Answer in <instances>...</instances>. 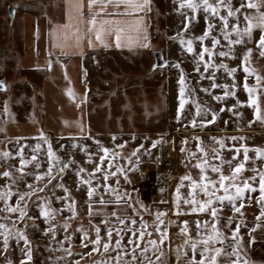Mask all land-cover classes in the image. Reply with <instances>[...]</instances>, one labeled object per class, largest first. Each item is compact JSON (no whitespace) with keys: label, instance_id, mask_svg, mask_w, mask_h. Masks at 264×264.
I'll use <instances>...</instances> for the list:
<instances>
[{"label":"rangeland","instance_id":"rangeland-1","mask_svg":"<svg viewBox=\"0 0 264 264\" xmlns=\"http://www.w3.org/2000/svg\"><path fill=\"white\" fill-rule=\"evenodd\" d=\"M209 2L214 3V0ZM253 2L259 3V0ZM247 3L248 0H231L233 9L239 8L241 4L245 5L237 13L241 29L246 26L245 15L253 17L254 22L258 16L257 10L248 8ZM23 4L27 2L0 0V23L5 22L6 29L0 30V82L5 86L4 90H0V153L7 151L11 154L9 158L0 157V192L9 189L13 192L7 200L0 199V224L6 226L5 229H0V264H7V261H11L12 264H21V261H24V264H116L115 257L118 253L120 264H148L149 261L156 264L157 257L160 258V264H199L204 247L202 241L209 236H215L216 233L220 234V240H211L209 248L223 247L224 252L231 253L236 247L232 233L237 226H239L237 238L240 240L239 264H245V261L247 264H264V216H261V212L264 211V195L260 192L259 175L260 172H264V156H259L255 151V149L264 150V119L256 118V109L248 104L249 95L243 87L247 77L248 86L255 88L253 96L257 99L261 117H264V55H261L264 49L258 47L257 43L262 34L261 29L254 27L250 38L244 35L243 43L229 46L219 31L222 26L219 18L212 17L211 23L214 28L209 37L201 42L194 37L202 35L206 29L203 8L196 12L187 8L182 11L179 9L180 0L178 11L171 15L174 21L172 27L177 30L166 29L171 25L168 24L170 20L166 17L156 20L157 26H162V30H159L161 40L158 41V46H161L160 51L164 59L170 61L176 58L181 62L179 70H176L180 73L182 71L185 78V105L183 109H179L180 85L176 77L178 73L168 84L170 71L155 70L156 76L162 74L164 77L160 86L163 90V114H158V107L156 115L154 114V110L150 107V100L153 101L154 98H148L146 111L149 114L145 117L142 114L140 120L147 122V132H161L154 138L155 141H160L156 146L163 142L171 143L179 171L172 183L159 196L152 197L141 193L143 184L138 166L134 168V165H131L125 168L121 162L115 161L109 168V163L106 162L96 164L89 160L76 161L75 153L77 151L78 154L79 148L73 143L68 145L65 141L67 137L63 135L65 131L62 127L65 120L61 121L55 105L52 106L53 112L48 107L50 101L46 89V84L49 82L48 75L42 68L26 66L25 56L16 49L17 45L10 42L12 32L16 30L10 29L7 8L16 9ZM259 12H264V5H261ZM182 13L194 18L187 30L184 29L186 21ZM220 14L226 15L227 10L221 9ZM234 24L236 18L229 17V29ZM212 37H216L220 43L213 49L215 54L210 62L224 63L228 68H235L236 71L232 76H229L224 68L209 67L205 72L204 62L197 63L200 61L199 52L202 47L212 49ZM181 38L185 42L192 39V53L187 51L186 43L181 45ZM230 38L237 39V36L232 33ZM249 49L251 53L248 61L245 62L244 56ZM220 51H228L230 55L220 57L218 55ZM204 60L209 61L207 54ZM197 67L199 71L196 70ZM245 67L254 72L245 73ZM201 74L204 78H201ZM212 75L215 76V83L227 84L235 95L224 97L221 101L214 100L213 96L223 95L224 89L211 88L213 81L207 77ZM256 75L261 77L259 83ZM172 86L174 90L171 94V103L169 102L168 105L170 96L168 90ZM202 88H208L209 92L201 91ZM237 101L240 103L237 104ZM197 104L201 106L199 116L196 115ZM234 104L237 106L233 111H227ZM5 107L7 111L4 110ZM222 107L226 109L223 112L220 111ZM168 110L171 114L167 113ZM212 112L217 115L215 122L206 123L212 119ZM194 117L195 125L191 122ZM213 137L217 139L214 140ZM231 137L237 139L232 140ZM241 137L243 139H240ZM218 140L223 141V147L217 142ZM49 143L55 156L59 157L58 161L55 158L51 161L52 176L55 178L51 183H47L48 177L36 181V174L47 172ZM91 148L92 146L88 149ZM181 148L185 151L182 152ZM245 148L248 150L247 161L244 160ZM21 152L23 158L28 161L23 173L19 171ZM33 156L36 157L35 160L32 159ZM153 158V155H149L147 159ZM72 161L74 163H71ZM143 162L145 160L140 162L141 165ZM37 163L40 165L39 168L36 167ZM64 163H68L69 166L61 172L60 168ZM240 163L244 164V168L234 174V169ZM197 164L203 167L205 177L203 180L201 167H197ZM97 165H100L101 172H94V178L91 180L93 195L89 197V185L82 183V180L89 179V173L93 172L91 166L96 168ZM80 167L86 171L77 176L76 172ZM212 167L219 168L220 172H213ZM6 170L11 173V177L2 175ZM221 173L229 177L224 181V185L228 187V195L235 194L233 184L240 187H243L245 182L249 184V189H245L241 198L234 201L240 211H235L233 203L227 199L223 201L217 199L225 195L224 189L220 187ZM105 174L107 180L104 179ZM183 176H189L191 179L181 182ZM209 181L215 182L214 187L208 185L213 203L202 212L199 210L193 212V207L198 208L200 203L209 199V195L202 190V186ZM193 182L196 183L195 188L192 187ZM27 184H32L33 189L44 187L45 184L47 187L43 192L34 191L21 202L20 207L26 213L21 219L19 211L8 212L6 207L17 206L16 193L29 191ZM58 184H63L68 191L65 192L63 188L57 187ZM106 185L109 187L106 188ZM178 185L181 186L177 201ZM189 193L193 194L197 204L184 203L186 199H193ZM118 195L121 197L119 201L116 199ZM70 204L73 210L69 209ZM177 204H179L178 209ZM241 204H243L242 208ZM40 205H44L52 212L50 219L41 216ZM213 208L216 209L215 218L212 216ZM158 212L165 214L162 217L163 224L156 219ZM117 217L119 220H124V223L121 224ZM133 220L135 224L132 223ZM184 221H187V231L181 232L185 227ZM197 221L200 222L199 228ZM96 227L100 229L99 245L92 243L96 240ZM157 228L161 231H157ZM108 229H113L111 240L107 235ZM18 230L24 233L28 243L17 240ZM116 230H119V235ZM141 231L145 233L143 238H140ZM162 231L166 232V237L161 243ZM5 232L9 235L7 251L3 249ZM117 239L121 240L119 249L116 246ZM129 239L134 240L138 245L135 248L136 259H133V245L128 244ZM150 240L157 242L155 248L148 243ZM106 242L109 244L107 251L104 248ZM193 242L196 243L195 251L192 249ZM94 247L98 250H93ZM145 247H148L147 259L141 252ZM178 248L179 259H177ZM29 249L32 256L30 261L26 257ZM211 254L214 253H204L203 258L207 259ZM231 259L236 260V256H232ZM217 264H229V257L227 255L217 257Z\"/></svg>","mask_w":264,"mask_h":264},{"label":"crops","instance_id":"crops-1","mask_svg":"<svg viewBox=\"0 0 264 264\" xmlns=\"http://www.w3.org/2000/svg\"><path fill=\"white\" fill-rule=\"evenodd\" d=\"M13 1L27 4L14 9L11 30L16 31L10 42L25 56L26 66L42 68L48 75V107L52 111L55 105L61 121L65 120V141L79 148L76 161L86 162L91 154V162L99 164L102 147L110 150L106 163L119 161L125 168H135L150 161L148 156H155L154 138L161 132H147V122L140 118L149 114L148 98H154L150 100L154 114L157 107L163 114L164 77L152 72L154 54L161 52L162 26L156 20L166 17L171 24L166 29L177 30L171 15L178 11L179 0H149L143 9L129 6L126 0H95L92 7L89 0ZM131 3L144 4V0ZM4 23L0 30H6ZM170 61L177 66L160 68L170 71L168 84L177 73V79L181 76L177 71L181 62ZM173 90L174 86L168 90V105Z\"/></svg>","mask_w":264,"mask_h":264},{"label":"snow or ice","instance_id":"snow-or-ice-1","mask_svg":"<svg viewBox=\"0 0 264 264\" xmlns=\"http://www.w3.org/2000/svg\"><path fill=\"white\" fill-rule=\"evenodd\" d=\"M126 2L129 4V6H131L133 8L143 9L145 4H147L149 2V0H144V4H133V3H131V0H126ZM94 3H95V0H89V7H92V5ZM261 5H264V0H259V3L253 2V0H248V3H247L246 6L248 8H251V9H256L257 13H258V16L255 18V22H254V18L253 17H251L249 15H245L244 16V20L246 21V26L243 29H241L239 27L240 20H239V17L237 16V13L240 12L241 8L245 7L244 4H241L239 8L233 9V6L231 4V0H214V3H210L209 0H199V2H196V0H180L179 9H184L186 7L187 9H190L192 12H196L201 7L203 8V11L205 13L206 29H205V31L203 32L202 35L194 37V39H197V40H199L201 42L204 41L205 39H207L209 37L210 32L214 28L213 23H211V18L212 17H218L220 22H221V25H222L220 27L219 31H220V33H222L224 40H226L228 42L229 46L243 43L242 37L244 35H248L249 38H250L253 28L254 27H259L261 29L262 34H261V36L259 38V41L257 43H258V47H260L261 49H264V12H259V9H260ZM221 9H226L227 10V14L226 15H221L220 14ZM182 14L185 16V21H186V23H184V29L187 30L188 27H189V24L192 23V20L194 18L192 16H188L186 13H182ZM229 17H235L236 18V24L232 25L231 29H229ZM91 23L95 24L96 23L95 19H93L91 21ZM232 33L236 34L237 39H231L230 38ZM97 38L99 39V35L97 36ZM116 39H117V46H119V40H120L119 35H117ZM180 43H181V45H184L186 43L187 44V51L189 53L193 52L192 39H189V40H187V42H185V40L183 38H181L180 39ZM219 43H220V41L216 37H212V49H209L206 46L202 47L201 51L199 52L200 61H198L197 63L199 64V62H201V61L204 62V70H205V72L208 71L209 67H215V68H218V69L219 68H224L227 71L228 75L232 76L233 73L236 71L235 68H228V65L224 64V63L214 64V63L210 62L211 61V57L215 54L213 49H215V47ZM144 46H147V45H144ZM250 53H251V49H249L247 51V53L245 54V56H244V61L245 62L248 61ZM205 54H207L209 56V61H205L204 60ZM218 55L220 57H228L230 55V52H228V51H220L218 53ZM261 55H264V51L261 52ZM165 63H167V62H165ZM160 66H162V65H154L153 67L155 68V67H160ZM49 67H51L50 63H49ZM196 70L199 71V67H197ZM244 72L245 73H250V72H254V70H250L248 67H245L244 68ZM201 78H204L203 74H201ZM207 78L213 81L211 83V88L212 89H216V88H223L224 89L223 95H214L213 96L214 100L221 101V100L224 99V97L234 96L235 95V92L230 90L229 86L227 84L219 85V84L215 83L214 82L215 81V76L214 75L209 76ZM256 80H257V83H259V81L261 80V77L259 75H256ZM178 83L180 85V88H179V93H180L179 109H183L184 105H185V99H184V96H185V78H184V75H183L182 71H181V76H180V79H179ZM3 87H4V85L2 84V82H0V88H3ZM232 87L234 88L235 85H233ZM243 87L248 92V95H249L248 104L253 106V107H255V109H256V113H255L256 118L257 119H264V117H261V115H260V109H259V106L257 104V99L253 96V93L255 92V88H252V87L248 86L247 77H245V83H244ZM201 91H203L205 93H208L209 89L208 88H202ZM68 95L69 96L73 95L71 89L68 90ZM239 103L240 102L237 101V104H239ZM236 106L237 105L234 104L231 108H228L227 111L232 112L233 109ZM179 109H178V112H177V120L178 121L180 119V111H179ZM4 110L7 111V108L5 107ZM225 110L226 109L223 108V107L220 109V111H222V112L225 111ZM200 114H201V106L199 104H197L196 115L199 116ZM236 114L239 115V113H236ZM211 115H212V119L210 121H207L206 123L215 122V120L217 118L216 113L212 112ZM191 122H192L193 125L196 124L195 117L192 119ZM202 126H203V123H202ZM41 136L43 137V133H41ZM213 139L216 140L217 138L213 137ZM231 139L235 140L237 138L236 137H231ZM240 139H243V137H241ZM159 142L160 141H153L152 146L155 147L156 144L159 143ZM217 142L220 144L221 147L224 146L222 140H218ZM119 147H123V145H120ZM141 147H142V145H141ZM37 148H39V145H37ZM201 150L203 151V149H201ZM101 151L104 153V155L100 156V164H103L104 161H105V158L108 156L110 150L107 147H102ZM136 151L138 152L139 149H137ZM181 151L183 152V151H185V149L181 148ZM213 151H215V149H213ZM247 151H248L247 148H245V155H244V160L245 161L248 160ZM255 151L258 153L259 156H264V150L255 149ZM10 155L11 154L9 152H7V151H5L3 153H0V157H3V158H9ZM133 155L135 156L136 152H133ZM193 155H195V154H193ZM47 156L49 158V166H48L47 172L43 173V174H36L35 175L36 181H40V180L44 179V177H48L47 183H51V180L55 178V177L52 176L53 165H52L51 161L54 158L58 161L59 157L55 156V153L53 152L50 143L48 145ZM32 159L35 160L36 157L33 156ZM137 160H139V157H137ZM89 162H91V154H89ZM27 163H28V161H26L23 158V155H22V152H21V159H20L21 167L19 169V171L21 173H23L24 166ZM71 163H74V161H72ZM68 166H69L68 163H64L62 165V167L60 168V171L63 172L64 169H66ZM111 166H112L111 163H109V168H111ZM196 166L197 167H201V172H202L201 179L202 180L205 179V177L203 176V167H202V165L201 164H197ZM36 167L37 168L40 167L39 163L36 164ZM243 168H244V164L243 163L238 164L236 166V168L234 169V174L235 173H239ZM100 170H101L100 165H97L96 168L93 170V172L89 173V179L82 180V183H85V184L89 185V188H88V196L89 197H91L93 195V188L91 187V180H92V178H94V172H97V171H100ZM211 170L213 172H220V169L216 168V167H212ZM84 171H86V169H84L83 167L78 168V170L76 172L77 176H79L80 173H82ZM120 171H123V169H120ZM112 174L114 175L115 173H112ZM2 175L4 177H11V173L9 171H7V170L4 171L2 173ZM259 175H260V192L262 193V195H264V172H260ZM125 178L127 179V177H125ZM104 179L107 180V174H105ZM190 179H191V177H189V176H183V177H181V182H183L184 180H190ZM227 179H229V177H225L221 173V175H220V187L224 189L225 195L224 196H219V197H217V199L220 200V201H223V200L227 199L229 202L233 203V208H234L235 211H240V208H237L235 206L234 201L236 199L241 198V195H242V193H243V191L245 189H249V184L247 182H245L243 184V187H240V186H237V185L233 184L232 187L235 188V194L234 195H228L227 194L228 193V187H226L224 185V181L227 180ZM13 182H15V181H13ZM209 184H211L213 187L215 186V182H213V181H209L208 184H204L202 186V190L205 192L206 195H209V199L204 201V202H202V203H200L198 208L193 207L192 208L193 212H196L198 210L202 212V211L205 210V208L208 205H211L213 203V200L211 198V193L209 192V187H208ZM180 186L181 185L177 186V201L179 200V188H180ZM45 187H47V184H45L44 187H37L36 189H33V185L32 184H27V188L29 189V191H27V192H17L16 193V195L18 196L17 206L13 207L11 205H8L6 207V211H8V212H17V211H19V218L22 219L26 215V213H25L24 209L20 207L21 202H23L25 200V198L30 196L34 191L43 192ZM57 187L63 188L65 192L68 191L67 188L63 184H58ZM105 187L107 188L109 186L106 185ZM192 187L193 188L196 187V183L195 182L192 183ZM251 190L255 191V189H251ZM113 191H115V190H113ZM12 195H13V192L10 189L6 190V191H2V192H0V199L7 200ZM189 195L193 196L192 193H189ZM57 199H62V198L61 197H57ZM116 199H117V201H119L121 199V197L118 195L116 197ZM101 202L103 203V199L102 198H101ZM184 203L185 204H193V205H195V204H197V201H196V199L193 196V199H191V200H187L186 199V200H184ZM25 207H26V205H25ZM39 207L41 209V212H40L41 216H43L46 219H50L51 215H52V212H50L44 205H40ZM68 207H69L70 210H73V206L71 204L68 205ZM240 207L242 208L243 204H241ZM178 208H179V204H177V209ZM52 211L54 212L55 210H52ZM177 214H179V212H177ZM113 215H116V214L113 213ZM164 215H165L164 213H160V212H158L156 214V219H157V221L160 224H163L162 217ZM212 216L214 218L216 217V209L215 208L212 209ZM261 216H264V211L261 212ZM117 219L119 220V217H117ZM258 219H259V217H258ZM119 222L121 224H123L124 220H119ZM230 222H231V220H229V223ZM132 223L135 224V221L133 220ZM205 224H207V222H205ZM184 225H185V227L181 229V232L187 231V221H184ZM199 226H200V222L197 221V227L199 228ZM258 226L259 225H257V227ZM66 227H67V225H65V228ZM5 228H6V226L4 224H0V229H5ZM81 231H83V229H81ZM95 231H96V240L92 241V243L94 245H99V243H100V235H99L100 229H99V227H96ZM116 231H117V235H119V230H116ZM157 231H161V230L159 228H157ZM238 231H239V226H237V229L234 230L233 233H232L233 240L236 241V247H234L232 249L231 253L224 252L223 247L209 248L208 245H209V242L211 240H213V239L220 240V234L219 233H216L215 236H209L208 239L203 240L202 243H203L204 247H203V252L201 253L202 259L199 261V264H217V257H219L221 255H227L229 257V264H239L240 240L237 238L238 237ZM112 232H113V229H108V231H107V235H108L109 240H111ZM144 235H145V233L143 231H141L140 232V238H143ZM85 236H86V233H85ZM133 236H135V232H133ZM165 237H166V232L162 231L161 232V243L163 241V238H165ZM225 239H227V238L225 237ZM17 240L18 241L19 240H24L25 243H28L27 237L24 235V233L22 231H19V230L17 232ZM148 243L153 248H155L156 244H157V242L154 241V240H150ZM128 244L133 245V259H136V257H135V248L138 247V245L132 239L128 240ZM221 244H223L222 240H221ZM120 245H121V240L117 239L116 240L117 249L120 248ZM8 247H9V235H8L7 232H5L4 233V239H3V249H4V251H7ZM104 248H105V251L108 250L109 244L107 242L104 244ZM192 249H193V251H195V249H196V243L195 242L192 243ZM93 250H98V249L94 247ZM141 252L145 256V259H147L146 254L148 252V247L143 248L141 250ZM204 253H214V254L209 255V257L207 259H205V258H203ZM161 256H163V252H161ZM232 256H236V260H232L231 259ZM26 257H27V260H29V261L32 259L31 250L30 249L26 253ZM177 259H179V248L177 249ZM115 261H116V264H120V254L119 253L115 257ZM7 264H12V262L11 261H7ZM21 264H24V261H21ZM148 264H152V261H149ZM156 264H160V258L159 257H157ZM245 264H247L246 261H245Z\"/></svg>","mask_w":264,"mask_h":264},{"label":"built area","instance_id":"built-area-1","mask_svg":"<svg viewBox=\"0 0 264 264\" xmlns=\"http://www.w3.org/2000/svg\"><path fill=\"white\" fill-rule=\"evenodd\" d=\"M143 187L141 193L156 197L168 187L178 174L179 165L170 142L156 146L152 160L139 166Z\"/></svg>","mask_w":264,"mask_h":264},{"label":"water","instance_id":"water-1","mask_svg":"<svg viewBox=\"0 0 264 264\" xmlns=\"http://www.w3.org/2000/svg\"><path fill=\"white\" fill-rule=\"evenodd\" d=\"M8 15H9V18H10V29H12V24L14 22V17H15V11L13 8L11 7H8ZM154 57H155V64L154 65H162L160 67H152V70L155 71L157 69H160V68H165V67H175L177 66V62L176 61H166L164 59V56L161 52H156L154 54ZM167 62V63H165ZM3 84V83H2ZM4 85V84H3ZM5 89V86L3 88H0V90H4Z\"/></svg>","mask_w":264,"mask_h":264}]
</instances>
